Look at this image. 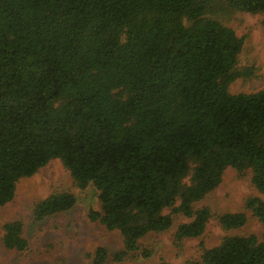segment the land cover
Instances as JSON below:
<instances>
[{
	"label": "trees",
	"instance_id": "16d2710c",
	"mask_svg": "<svg viewBox=\"0 0 264 264\" xmlns=\"http://www.w3.org/2000/svg\"><path fill=\"white\" fill-rule=\"evenodd\" d=\"M233 11L264 14V0H0V206L60 159L76 186L97 189L89 217L119 231V262L170 228L166 208L190 219L178 239L200 236L211 212L194 205L231 167L250 170L260 195L246 207L264 224V87L230 91L254 75L239 66L244 37L219 19ZM75 201L54 193L34 215ZM219 222L239 228L246 216ZM3 230L5 248H26L20 220ZM107 257L99 247L94 263ZM185 264H264V242L226 235Z\"/></svg>",
	"mask_w": 264,
	"mask_h": 264
},
{
	"label": "rangeland",
	"instance_id": "374dc122",
	"mask_svg": "<svg viewBox=\"0 0 264 264\" xmlns=\"http://www.w3.org/2000/svg\"><path fill=\"white\" fill-rule=\"evenodd\" d=\"M238 36L244 37L239 56L240 67H252L254 75L249 79L237 78L230 84L232 93L255 92L264 87V14L233 11L219 18ZM252 174H242L226 168L220 183L194 207H208L211 216L198 237L178 239L176 230L190 219L181 213L164 209L170 214V228L150 232L138 242V249L128 253L124 260L115 262L111 254L123 247L118 230H108L99 220H91L90 210H99L97 189L89 184L76 186L69 171L60 159H52L33 175L20 179L15 196L0 206V264H95V251L107 250L108 257L102 264H185L199 260L204 248L213 247L226 235L254 234L264 242V224L246 207L247 199L260 195L252 183ZM70 192L75 204L68 210L36 219L35 206L54 193ZM244 212L246 222L239 228L225 229L219 216L226 212ZM20 220L23 237L27 241L23 250L7 249L2 243L3 225ZM144 253H149L145 256Z\"/></svg>",
	"mask_w": 264,
	"mask_h": 264
}]
</instances>
